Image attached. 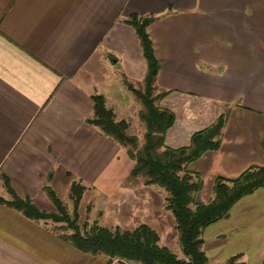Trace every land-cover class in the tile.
I'll return each mask as SVG.
<instances>
[{
    "label": "crops",
    "instance_id": "1",
    "mask_svg": "<svg viewBox=\"0 0 264 264\" xmlns=\"http://www.w3.org/2000/svg\"><path fill=\"white\" fill-rule=\"evenodd\" d=\"M133 14L155 16L148 32L160 63L156 93L169 91L161 105L177 116L167 145L189 144L195 131L227 114L220 148L188 167L203 180L196 201L212 199L218 176L264 166V0H0V197L12 198L7 177L20 197L53 211L43 191L49 183L72 213L70 188L80 181V223L147 224L174 250L180 245L168 193L133 176L127 148L88 122L93 95L102 94L143 141L135 132L142 105L126 83L143 87L147 72L136 29L126 22ZM203 238L208 264L237 254L244 264H264V187ZM107 263L63 239L54 222L0 202V264Z\"/></svg>",
    "mask_w": 264,
    "mask_h": 264
},
{
    "label": "trees",
    "instance_id": "2",
    "mask_svg": "<svg viewBox=\"0 0 264 264\" xmlns=\"http://www.w3.org/2000/svg\"><path fill=\"white\" fill-rule=\"evenodd\" d=\"M154 20L153 15L133 14L126 21L136 29L147 61L143 87L136 88L126 81L142 105L139 117L145 127L143 141L128 132V121L116 119L114 110L107 106L102 94L93 95L94 114L88 122L127 148L130 157L136 161L131 172L133 176H141L147 185L160 186L168 193L167 208L175 217L178 242L186 258H180L169 247L160 245L159 234L147 224L134 230H122L98 223H80L79 205L86 190L80 181H74L70 188L74 205L72 213L49 183L44 185L43 191L53 204V211L42 209L30 196L20 197L7 177H3L4 185L12 198L0 197V202L16 208L32 220L54 222L63 239L84 252L105 255L107 264L115 259L125 264H208L203 249L204 230L227 217L242 197L264 187V166H250L233 179L218 176L212 199L207 203L196 201L195 194L201 189L203 180L188 167L206 152L220 148L227 114H220L211 125L195 131L189 144L180 147L167 145V133L177 116L161 105L169 91L156 93L160 63L148 32ZM262 146L264 148V141ZM240 257V254L234 255L223 264H244Z\"/></svg>",
    "mask_w": 264,
    "mask_h": 264
},
{
    "label": "rangeland",
    "instance_id": "3",
    "mask_svg": "<svg viewBox=\"0 0 264 264\" xmlns=\"http://www.w3.org/2000/svg\"><path fill=\"white\" fill-rule=\"evenodd\" d=\"M135 122L140 124V126L138 128L135 127V132L141 137L142 134L145 133V127L142 124V121L138 117H136V121ZM67 201H68V206L71 207V201L68 200V199H67ZM173 251L176 253V255L178 257H180V258H186V255L184 254L181 246H177V248L174 249Z\"/></svg>",
    "mask_w": 264,
    "mask_h": 264
}]
</instances>
